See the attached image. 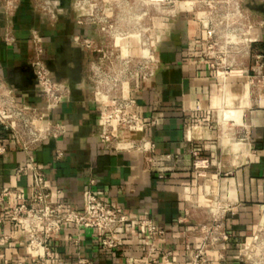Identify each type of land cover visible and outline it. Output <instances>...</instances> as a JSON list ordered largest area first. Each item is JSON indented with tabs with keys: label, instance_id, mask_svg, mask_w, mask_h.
<instances>
[{
	"label": "crops",
	"instance_id": "obj_1",
	"mask_svg": "<svg viewBox=\"0 0 264 264\" xmlns=\"http://www.w3.org/2000/svg\"><path fill=\"white\" fill-rule=\"evenodd\" d=\"M64 1L67 8L49 21L35 10V0H17L12 11L0 0V81L16 102L45 106L29 65L35 41L52 76L72 89L70 99L49 116L52 123L65 126L64 135L35 151L18 150L0 124L4 147L0 187L28 195L30 173L16 175L15 168L35 162L54 201L80 210L83 192L93 181L91 189L103 201L116 203L131 219L148 220L164 232L150 240L145 228L123 225L115 231L122 246L104 251L100 231L67 224L50 241L55 253L52 264H130L149 242L171 251V264H189L202 243L200 228L213 224L221 225L227 240L215 242L207 251L209 261L241 264L264 225V83L253 104L236 79L229 82L238 90L229 86L222 90L224 83L202 60L198 27L190 15L181 9L172 20L161 17L158 26L153 23L158 35L156 73L133 95L135 114L152 123L141 131L122 133L120 150L108 149L98 137V103L88 81L90 52L75 42L90 38L92 31L73 23V0ZM253 41L264 57V27L255 32ZM225 101L242 108L241 124L225 120ZM142 139L151 145L149 150L125 148ZM233 140L245 143L247 152L232 145ZM205 160L207 168L195 167ZM14 204L12 198L5 202ZM20 232L13 223L0 221V238H11L0 244L1 264H37Z\"/></svg>",
	"mask_w": 264,
	"mask_h": 264
},
{
	"label": "built area",
	"instance_id": "obj_2",
	"mask_svg": "<svg viewBox=\"0 0 264 264\" xmlns=\"http://www.w3.org/2000/svg\"><path fill=\"white\" fill-rule=\"evenodd\" d=\"M3 1L8 11H12L17 3V0ZM140 1L147 6H153L162 18H174L181 9L186 11L198 27V43L203 48L202 60L222 83L239 77L264 83V76L261 74L264 57L253 46V35L264 27V21L253 16L247 0ZM126 4L125 0H75L73 6L85 10L81 16L76 15L75 25L89 27L92 35H115L114 38L118 35H146L151 30L150 25L145 28L138 22L144 21L145 16L151 19L149 12L140 11L133 15L127 11L123 13L122 9ZM59 5V1L51 3L35 0V10L49 21H55L61 14ZM128 20L135 21V26H118L119 22L126 24ZM6 40L9 42V38ZM75 42L80 43L89 52L99 55L97 60L88 61V81L98 103V137L108 149L120 150L122 147L119 139L122 133L141 131L152 123L135 114L133 95L156 73L153 53L144 42L142 49L148 48V54L144 56L141 53L136 65H130V60L126 57L123 64L110 63V67L106 64V57L108 53L112 57L114 55L108 47H99L89 37L76 38ZM113 44L119 45L118 42H113L112 46ZM34 45L29 65L33 73L34 88L43 98L44 108L16 102L11 89L0 81V124L8 129L15 147L24 153L35 151L45 141L64 135L65 126L52 123L49 116L62 101L70 99L72 90L68 83L52 76L39 42L35 41ZM114 58L118 61L120 57L115 55ZM249 71L252 76H248ZM150 147L151 145L142 139L139 142L130 141L125 148L143 151L149 150ZM3 152L4 147L0 144V154ZM60 156L61 153H57L56 157ZM195 167L207 168L208 161L205 160L197 166L195 164ZM28 172L31 176L28 195L16 188L0 187V221L7 220L20 227V236L24 238L26 247L36 256L37 264L53 263L55 253L50 247V241L67 224L100 231L103 234L100 247L104 251H114L122 246V241L115 237V231L123 225L129 228H145L150 240L155 236L164 235V232L150 221L131 219L116 203L103 201L92 191L93 181H90V186L83 192L82 208L76 210L54 201V193L47 186L45 176L35 162L27 161L15 168L16 175ZM11 198L15 200V204L5 206V202ZM260 231L253 237L249 250L241 258L242 262L251 257L249 251L252 247L254 249L253 242ZM200 232L201 246L192 252L189 264H212L207 258V251L215 242L227 240V235L222 231L220 224L205 225L200 228ZM10 239L9 236L3 235L0 244L7 243ZM260 256L257 263L264 264V250ZM171 257V251L163 250L149 242L141 247L140 255L132 258L130 264H171Z\"/></svg>",
	"mask_w": 264,
	"mask_h": 264
},
{
	"label": "rangeland",
	"instance_id": "obj_3",
	"mask_svg": "<svg viewBox=\"0 0 264 264\" xmlns=\"http://www.w3.org/2000/svg\"><path fill=\"white\" fill-rule=\"evenodd\" d=\"M114 1V0H113ZM122 0H119V2ZM126 1V6L124 5V8L122 9L123 11H127L130 14H134L137 12H149L151 19L148 18V16L144 17V21H140L141 25L143 24L144 27H148L150 25L151 30L150 32H147L146 35H118L116 38L115 35H90V38L99 45V47L105 46L108 47V50L112 52V54L115 56H118V61L115 60L114 56L112 57L110 53L107 54L108 59H106V64L111 67V65H119L123 64L124 58L128 57V63L130 65H136L138 59H140L141 56V49L143 48V43L145 42V45L148 46L152 53H153V58L155 60V52L157 50L158 46V35H154V27L158 26V19H161L162 15L158 12V10L154 9L153 6H147L145 4H142L140 0H125ZM75 0L73 1V3ZM248 6L255 18H261L264 21V0H247ZM72 7H74L72 5ZM74 11L72 12L73 14L71 15L72 21L75 24V17L76 15H82L85 13L84 9H78V8H73ZM87 9V8H86ZM124 13V12H123ZM148 14V15H149ZM154 15V16H153ZM131 16V15H130ZM45 17V16H44ZM155 18V20H153ZM46 19V18H45ZM173 18H170L172 20ZM143 20V19H142ZM153 20V21H152ZM129 21V20H128ZM155 22V26H153V23ZM128 23V24H127ZM125 23H120V27H133L135 26V21H129ZM93 28V27H92ZM98 30V28H96ZM94 31V28L92 29ZM150 34V35H149ZM157 34V33H156ZM117 42L119 45H114L112 46V43ZM126 49V52L128 53H123L122 49ZM89 54V60H97V53L95 52H90ZM110 63H112L110 65ZM248 76H252V73L249 71ZM250 82L249 86V91L248 93L250 94V101L253 104V101L258 98L260 91L262 89V84L261 82L254 81L253 79L247 78L245 79V83ZM93 92V89H92ZM94 93V92H93ZM259 239V240H258ZM262 239H264V227L263 229L258 233L257 239L253 242V245L255 246L254 249L253 247L250 249L249 252H251V257L247 260L245 259L241 264H258L257 261L261 257L260 255L263 253V249H260L257 247V243L260 242ZM258 240V241H257Z\"/></svg>",
	"mask_w": 264,
	"mask_h": 264
},
{
	"label": "bare ground",
	"instance_id": "obj_4",
	"mask_svg": "<svg viewBox=\"0 0 264 264\" xmlns=\"http://www.w3.org/2000/svg\"><path fill=\"white\" fill-rule=\"evenodd\" d=\"M142 28V27H141ZM122 52L125 54V53H128V51L126 52V49H122ZM141 53L146 56L148 54V48H144L141 50ZM237 81H240L241 82V85L239 87V89L241 90V93L245 92V93H248L249 91V86H250V82H246L245 83V80L242 79V77H239L236 79ZM225 86H229V89L231 91H235L236 89L238 90V86H235L233 85L231 82H226L224 83V85L222 86V90L225 89ZM235 99V97H234ZM233 98H231V101L234 100ZM233 104L230 105L228 103V101H225V107H226V110H224V116H225V120H227V118H230V120H233L236 124H241V115H242V108H232ZM224 139H226V141H229V137H225ZM238 143V144H237ZM232 145H240L241 147V150L242 152H247V145L245 143H241V142H236V141H232L231 142ZM240 151V150H239ZM257 247L260 248V249H263L264 250V239H262L258 244H257Z\"/></svg>",
	"mask_w": 264,
	"mask_h": 264
},
{
	"label": "water",
	"instance_id": "obj_5",
	"mask_svg": "<svg viewBox=\"0 0 264 264\" xmlns=\"http://www.w3.org/2000/svg\"><path fill=\"white\" fill-rule=\"evenodd\" d=\"M59 8L61 9V10H65L66 8H67V6L69 5V3L68 2H65L64 0H59Z\"/></svg>",
	"mask_w": 264,
	"mask_h": 264
},
{
	"label": "flooded vegetation",
	"instance_id": "obj_6",
	"mask_svg": "<svg viewBox=\"0 0 264 264\" xmlns=\"http://www.w3.org/2000/svg\"><path fill=\"white\" fill-rule=\"evenodd\" d=\"M83 27H85V26H83ZM90 35H92V33Z\"/></svg>",
	"mask_w": 264,
	"mask_h": 264
}]
</instances>
